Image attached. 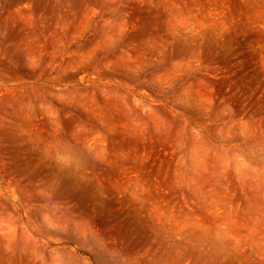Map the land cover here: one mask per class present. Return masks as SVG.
I'll use <instances>...</instances> for the list:
<instances>
[{"label":"rangeland","instance_id":"rangeland-1","mask_svg":"<svg viewBox=\"0 0 264 264\" xmlns=\"http://www.w3.org/2000/svg\"><path fill=\"white\" fill-rule=\"evenodd\" d=\"M0 264H264V0H0Z\"/></svg>","mask_w":264,"mask_h":264}]
</instances>
